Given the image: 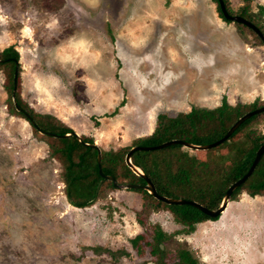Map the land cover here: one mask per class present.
I'll use <instances>...</instances> for the list:
<instances>
[{
	"label": "rangeland",
	"instance_id": "obj_1",
	"mask_svg": "<svg viewBox=\"0 0 264 264\" xmlns=\"http://www.w3.org/2000/svg\"><path fill=\"white\" fill-rule=\"evenodd\" d=\"M227 1L233 12L246 3ZM247 5L264 33V0ZM9 46L19 53L23 102L102 150L149 135L158 114L214 109L223 97L264 102V44L223 21L213 0H0V51ZM4 82L0 68V264H155L130 243L137 234L150 240L154 226L171 237L169 253L180 243L200 264H264L263 196L237 194L189 234L169 210L139 215L142 195L131 190L84 208L68 204L60 163L48 158L41 133L8 112ZM252 131L264 135V114L245 129ZM230 145L184 149L228 163Z\"/></svg>",
	"mask_w": 264,
	"mask_h": 264
},
{
	"label": "trees",
	"instance_id": "obj_2",
	"mask_svg": "<svg viewBox=\"0 0 264 264\" xmlns=\"http://www.w3.org/2000/svg\"><path fill=\"white\" fill-rule=\"evenodd\" d=\"M213 1L222 20L230 22L222 16L218 1ZM223 1L229 14L240 15L263 31L259 19H256V15L248 10L249 0H245L246 3L236 12L230 9L227 0ZM235 24L247 29L262 44L260 38L251 29L239 23ZM0 59L3 60L0 63V68H4V85L8 92V112L26 120L34 133H38L39 130L56 134H65L72 131L59 118L51 114L34 111L15 92V99L20 108V110H17L12 101L11 92L15 68L14 60L19 59V53L13 46H9L0 51ZM263 105L264 102L259 103L257 100L249 104L231 105L223 97L220 105L214 109L192 107L190 111L178 113L174 117L158 114L156 125L149 135L137 137L127 146L108 150L100 149L102 173L111 175L118 184L143 185L144 180L133 173L124 161L125 154L132 146L157 145L171 139H179V136L191 133H205L211 137L208 141L211 143L221 138L228 128L244 113ZM263 114L264 112L253 115L242 122L226 140L218 145L228 142L231 144L229 151L231 157L228 163L222 161L221 156L220 158L212 156L207 159L190 156L189 151H185L184 147L182 149L181 145L178 144L151 151H135L131 156V161L150 178L160 195L183 198L184 194H189L197 197L198 203L203 206L216 209L226 189L246 173L256 150L264 144L263 134H257L254 131L245 132L247 126ZM41 138L48 145V158L55 159L60 163V179L64 184V196L68 204L76 208H84L92 205L98 199L105 198L108 192L117 190L111 181L105 179L98 185L102 178L98 173L97 149L95 147L79 142L74 136L56 138L49 134H43ZM81 138L83 142L93 143L91 137L81 135ZM174 146H179V149L174 148ZM129 190L142 195L143 200L141 209L138 212L139 215L142 213L148 214L151 211L169 210L173 214L174 220L184 226L186 234L194 231L195 224L218 218H210L190 205L165 204L156 200L141 188ZM241 192H245L250 197H264V152L250 176L233 190L231 200L235 199L237 194ZM139 222L141 221L139 220ZM150 238V240H146L143 234H137L130 239V243L137 254L141 256L148 249L149 255L154 259L155 264H200L198 258L180 243H177L173 253H169L165 244L171 237L158 226L153 227ZM120 253L125 256L129 255L126 251H120ZM110 254L114 255L115 253L110 252Z\"/></svg>",
	"mask_w": 264,
	"mask_h": 264
},
{
	"label": "water",
	"instance_id": "obj_3",
	"mask_svg": "<svg viewBox=\"0 0 264 264\" xmlns=\"http://www.w3.org/2000/svg\"><path fill=\"white\" fill-rule=\"evenodd\" d=\"M217 1L219 4L220 12H221L222 16L224 17V19H226L230 22L239 23V24H242V25L248 27L260 38V40L264 44V33L254 23H252L250 20H248V19H246L240 15L229 14L227 9H226V6L224 4V1L223 0H217ZM2 61L3 60L0 59V63ZM14 63H15V68H14V75H13V89H12L11 95H12V101H13L16 109L20 110V108L16 102V99H15L17 72H18L19 62H18V60H14ZM262 112H264V105L244 113L228 128L226 133L221 138H219V139H217L211 143H207V144H203V145H197V144H193V143L181 140V139H171V140L164 141V142L157 144V145H150V146L135 145V146H132L128 150V152L125 154L124 161H125V164L132 170L133 173L140 176L144 180L145 183L143 185H134V184H130V183L118 184L116 182V180L111 175H104L102 173V170L100 167L101 153H100L99 147L95 143L83 142L81 136L78 133H76L75 131L72 130V131L65 133V134H56V133H49V132H45L43 130H39V133H41L42 135L43 134H49V135L56 137V138H69L71 136H74L79 142H82L85 145H88L91 147H95L97 149L98 173L102 178L99 181L98 185L101 183V181L103 179H105V180L111 181L113 183L114 187L117 189L129 190V189L141 188V189L145 190L146 192H148L153 198H155L156 200H159L165 204H168V205H185V204L190 205V206L198 209L199 211H201L203 214L209 216L210 218H215V217H218L226 209V207L230 201L231 193L233 192V190L235 188H237L239 185H241L250 176V174L255 169L256 165L258 164V162L260 160L262 153L264 152V144L260 145L258 147V149L256 150L255 156L252 160V163L249 166L246 173L242 177H240L238 180L233 182L231 185H229V187L226 189V191H225V193L221 199V202L216 209H209V208L203 206L202 204H200L196 201L160 195L157 192L155 185L150 180V178L147 177L139 167L135 166L132 163L131 156L135 151L157 150V149H162V148L168 147L170 145H175V144L181 145L182 147H185V148H188L191 150H208V149L214 148V147L218 146L219 144H221L224 140H226L242 122L249 119L253 115L260 114ZM161 248H162V246H161Z\"/></svg>",
	"mask_w": 264,
	"mask_h": 264
}]
</instances>
